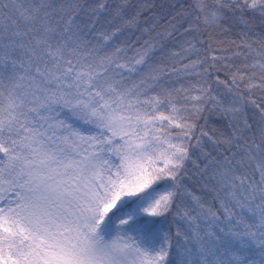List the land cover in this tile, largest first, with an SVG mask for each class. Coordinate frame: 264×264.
Wrapping results in <instances>:
<instances>
[{
	"label": "snow or ice",
	"instance_id": "1",
	"mask_svg": "<svg viewBox=\"0 0 264 264\" xmlns=\"http://www.w3.org/2000/svg\"><path fill=\"white\" fill-rule=\"evenodd\" d=\"M148 7L0 0V264H264V0Z\"/></svg>",
	"mask_w": 264,
	"mask_h": 264
},
{
	"label": "trees",
	"instance_id": "2",
	"mask_svg": "<svg viewBox=\"0 0 264 264\" xmlns=\"http://www.w3.org/2000/svg\"><path fill=\"white\" fill-rule=\"evenodd\" d=\"M133 3L146 4L149 6L140 17L142 26H154L156 31L163 32L167 29L170 21L175 22L172 21V17L188 9L192 0H133ZM186 26L187 25H185V27ZM224 27H228V25H224ZM250 28L253 38L264 35V23H262L258 17L250 21ZM243 30V25L239 23H233L228 32H224L216 27L204 28L202 26L201 31L203 32V36L201 38L206 40L205 47H207L208 43H211L214 48L227 50L218 54L231 56L232 52L235 50V45L231 42L235 40L239 43V35ZM136 35H139V33H136ZM134 38L135 37H133V39ZM230 62L239 66L242 63V58L233 57ZM221 63L223 64L225 62L221 61ZM225 72L226 69L221 71V79L225 78ZM190 79L195 81L196 77L193 76ZM217 91L220 92L221 95L226 92L223 86H220ZM205 116L207 117L206 121L205 119L198 121L197 133H199V125L205 123L207 124L206 130L214 132L217 137H219L221 133L227 135L228 131H230V129L227 128L228 121L222 115H209L206 113ZM205 150L212 151V145L209 143ZM188 167L191 168V165L189 164ZM193 187L196 186L194 185Z\"/></svg>",
	"mask_w": 264,
	"mask_h": 264
}]
</instances>
